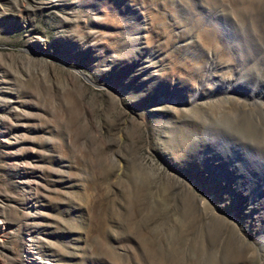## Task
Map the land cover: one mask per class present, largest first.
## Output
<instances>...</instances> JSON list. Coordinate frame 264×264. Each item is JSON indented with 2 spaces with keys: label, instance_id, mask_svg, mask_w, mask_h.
Listing matches in <instances>:
<instances>
[{
  "label": "rangeland",
  "instance_id": "1",
  "mask_svg": "<svg viewBox=\"0 0 264 264\" xmlns=\"http://www.w3.org/2000/svg\"><path fill=\"white\" fill-rule=\"evenodd\" d=\"M0 264H264V0H0Z\"/></svg>",
  "mask_w": 264,
  "mask_h": 264
}]
</instances>
